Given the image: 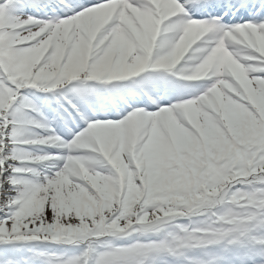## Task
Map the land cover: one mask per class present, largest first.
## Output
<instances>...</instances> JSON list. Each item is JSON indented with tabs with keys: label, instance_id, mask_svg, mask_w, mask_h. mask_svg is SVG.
<instances>
[{
	"label": "snow or ice",
	"instance_id": "obj_1",
	"mask_svg": "<svg viewBox=\"0 0 264 264\" xmlns=\"http://www.w3.org/2000/svg\"><path fill=\"white\" fill-rule=\"evenodd\" d=\"M0 264H264V0H0Z\"/></svg>",
	"mask_w": 264,
	"mask_h": 264
}]
</instances>
